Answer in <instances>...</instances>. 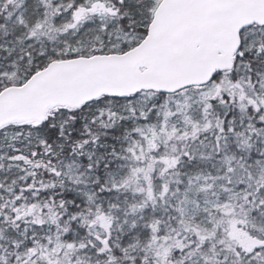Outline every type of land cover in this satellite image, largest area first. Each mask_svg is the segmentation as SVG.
Here are the masks:
<instances>
[{"label":"snow or ice","instance_id":"6c2138e0","mask_svg":"<svg viewBox=\"0 0 264 264\" xmlns=\"http://www.w3.org/2000/svg\"><path fill=\"white\" fill-rule=\"evenodd\" d=\"M0 264H264V0H0Z\"/></svg>","mask_w":264,"mask_h":264}]
</instances>
